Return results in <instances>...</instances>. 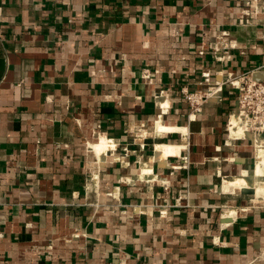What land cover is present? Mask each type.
I'll return each instance as SVG.
<instances>
[{"label": "crops", "instance_id": "1", "mask_svg": "<svg viewBox=\"0 0 264 264\" xmlns=\"http://www.w3.org/2000/svg\"><path fill=\"white\" fill-rule=\"evenodd\" d=\"M263 2L0 0V264H264V196L223 190L257 156L219 87L264 79ZM183 89L217 94L192 115Z\"/></svg>", "mask_w": 264, "mask_h": 264}, {"label": "bare ground", "instance_id": "2", "mask_svg": "<svg viewBox=\"0 0 264 264\" xmlns=\"http://www.w3.org/2000/svg\"><path fill=\"white\" fill-rule=\"evenodd\" d=\"M213 93V96H215V94H217V91L215 90ZM252 124L253 123L249 118H246L237 112L233 113L229 118L227 130L231 139L245 138L249 140L256 150L257 163L253 169L243 171L242 175H238L231 178H224L223 190L225 192L236 193L242 191L243 189H253L256 194V198H261L264 196V136L256 132H252L253 130H251L250 128L252 127ZM173 130L174 129L167 127L163 119L160 117L155 123L152 132L170 133ZM148 132L149 131L147 130L146 133ZM154 147L155 153L151 157L150 163H147L143 167L145 173L152 172V162L157 160L161 164H165L170 154H176L179 152L177 150L181 149V147H178L176 145L167 144L163 142L156 143ZM114 148V142L108 140L106 137H101L97 143L92 145L93 151L99 156L100 160H102L108 155V153L106 154L108 150Z\"/></svg>", "mask_w": 264, "mask_h": 264}, {"label": "built area", "instance_id": "3", "mask_svg": "<svg viewBox=\"0 0 264 264\" xmlns=\"http://www.w3.org/2000/svg\"><path fill=\"white\" fill-rule=\"evenodd\" d=\"M254 1L256 2L257 0ZM245 13L254 15L256 12L247 10ZM228 47V45H225V50ZM227 54L226 50L225 55L227 56ZM228 59H232V56H229ZM255 73V70L240 75L230 73L219 87L229 85L237 90L238 104L236 112L249 118L253 123L252 129L264 135V79L261 81L256 80ZM145 77H148V70L146 71V75H144ZM212 93L213 91L191 92L187 89L182 90V96L190 105L192 115H197L202 111L204 104L214 97Z\"/></svg>", "mask_w": 264, "mask_h": 264}, {"label": "rangeland", "instance_id": "4", "mask_svg": "<svg viewBox=\"0 0 264 264\" xmlns=\"http://www.w3.org/2000/svg\"><path fill=\"white\" fill-rule=\"evenodd\" d=\"M251 128V130H253L252 132H256L257 133V131H255L254 129H252V127H250ZM264 136V135H263Z\"/></svg>", "mask_w": 264, "mask_h": 264}, {"label": "water", "instance_id": "5", "mask_svg": "<svg viewBox=\"0 0 264 264\" xmlns=\"http://www.w3.org/2000/svg\"><path fill=\"white\" fill-rule=\"evenodd\" d=\"M256 80L261 81V79L256 78Z\"/></svg>", "mask_w": 264, "mask_h": 264}]
</instances>
